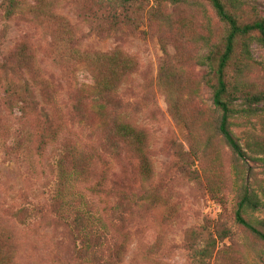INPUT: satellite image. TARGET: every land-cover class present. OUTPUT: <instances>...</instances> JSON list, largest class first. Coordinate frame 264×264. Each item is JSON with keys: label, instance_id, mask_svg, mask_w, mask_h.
Masks as SVG:
<instances>
[{"label": "rangeland", "instance_id": "374dc122", "mask_svg": "<svg viewBox=\"0 0 264 264\" xmlns=\"http://www.w3.org/2000/svg\"><path fill=\"white\" fill-rule=\"evenodd\" d=\"M243 1L255 4L264 15V0ZM144 2L148 6L156 3ZM54 7L74 24L82 38L81 47L104 51L119 47L135 61L117 94L131 104L129 110L134 119L149 133L153 176L144 184L140 158L136 153H121L110 158L109 181L105 186L108 196L101 200L92 196L95 199L92 211L96 213H104V207L111 213L115 202L121 203L124 209L131 204L133 216L126 226L131 238L118 264H192L186 232L204 230V234L207 231L217 235L222 225L230 228L231 237L217 241L213 258L219 249L231 245L239 248L250 264H257L256 253L261 245L234 223V210L239 183H246L257 191L264 188V46L251 40L248 66L241 73L236 70V64L228 70L235 90L233 104L243 109L231 118V129L245 151L237 157L215 135L214 128H210L214 123L206 125L209 120L214 122L218 113L211 88L205 82L209 67L200 62L207 53L205 41L199 38L201 33H207V28L200 23V18L205 22L200 6L191 3L186 11H181L184 19L180 32L175 25L172 32H166L168 27L157 30L141 24L136 31L120 30L104 39L82 20L86 9L95 8L94 0H55ZM206 9L212 17V37L217 39L222 26L211 9L208 6ZM189 12L195 19L189 21ZM3 15L0 8L2 55L24 39L35 48L43 73L60 83L54 110L60 109L63 118L59 122L66 130H60L59 140L53 142L46 138L40 143L39 135L47 136L49 131L46 124L33 112H21L15 103L9 107L0 87V224L11 237L15 264H87L82 258L79 236L69 231L51 204L57 189L60 140L71 136L80 144V141H94L103 133L99 128L101 119L85 94H82L81 111L88 115L89 124L78 125L70 110L71 99L81 95L76 92L80 83L91 82L92 75L84 67L64 68L55 63L50 45L54 25L22 15L6 20ZM164 46L178 67L175 72L171 66L165 87L157 81L160 64L168 62ZM191 86L197 87V96L190 100L187 95ZM35 94L40 101L37 88ZM258 94L262 96L257 100L249 98ZM170 99L178 106L180 121L173 115ZM41 105L52 112L45 103ZM93 127L99 128L97 132L94 133ZM100 165L96 166L93 177L102 168ZM89 182L82 181L78 189L86 191ZM145 197L159 203L149 207L145 205ZM63 216L68 218L67 214ZM251 217L253 220L264 218V206ZM197 243L200 245L203 241ZM221 260L220 257L216 262L219 264ZM207 262L216 263L212 258Z\"/></svg>", "mask_w": 264, "mask_h": 264}, {"label": "trees", "instance_id": "16d2710c", "mask_svg": "<svg viewBox=\"0 0 264 264\" xmlns=\"http://www.w3.org/2000/svg\"><path fill=\"white\" fill-rule=\"evenodd\" d=\"M55 0H1L0 8L3 16L9 20L15 16H30L39 22L54 25L51 27L52 54L55 63L64 68L77 65L90 71L92 81L82 82L76 91L81 95L71 99V114L77 119L78 125L89 124L88 115L82 113V99L85 94L92 110L101 119L100 129L103 133L96 136V140L80 141L77 143L66 136L61 141L62 151L58 157L57 189L51 204L53 210L62 218L63 223L72 234L79 236L82 243V258L87 264H118L126 253L131 233L126 226L133 210L130 205L124 209L121 203L111 207L108 213L92 211L94 198L108 196L105 187L109 181L110 158L121 153H136L140 158V175L142 182L147 184L152 179V162L149 156V133L147 129L138 124L129 110L128 102L121 100L117 89L131 74L134 68V58L119 47L110 50H99L82 46V38L76 27L63 13L56 11ZM145 0H94L95 8L90 7L83 13L82 20L94 29L95 34L104 39L117 31H136L141 24L150 29L172 32V26L181 31L183 16L181 11L191 3L201 8V17L207 28V33H199L200 39L205 41L207 53L200 61L209 68L206 84L212 91V102L217 111V119L207 121L210 127L225 142L233 154L243 156L245 151L238 138L231 129V118L240 110L235 108L232 96L235 90L229 80V67L236 64L238 72H242L251 62L249 43L255 39L264 46V15L255 4L243 0H154L156 3L148 6ZM208 6L215 15L217 23L222 26L221 35L217 39L212 37V17L206 9ZM172 8V10H169ZM177 15L179 17H177ZM190 20L195 19L193 13H188ZM192 17V18H191ZM181 18V19H180ZM202 26V24H201ZM213 40H212V39ZM1 41V39H0ZM166 61L159 67L157 81L165 87L168 71H178L176 60L164 46ZM66 72H68L66 70ZM60 83L53 77H47L40 68L35 48L28 41L21 40L12 46L5 55L1 53L0 42V87L3 89L6 104L11 107L13 103L23 113L33 112L43 120L46 134H41L40 143L48 138L50 141L59 140L58 134L66 128L59 122L62 120L60 109H55V95ZM38 89L40 101L52 110L49 112L37 99L35 89ZM197 87L191 86L188 99L197 96ZM262 95H253L249 98L257 100ZM168 97L172 96L168 94ZM170 106L177 121L181 120L178 106L170 99ZM203 115V112L200 111ZM92 127V126H91ZM97 127H93L94 133ZM203 130V129H202ZM255 152V150H252ZM99 173L93 177L96 166ZM240 173L239 170L236 171ZM90 174V175H89ZM96 179V181H90ZM89 182L86 191L78 189L79 185ZM156 194V193H155ZM237 203L234 210V223L247 231L261 246L256 253V263L264 264V218L253 220L252 213L264 206V188L259 191L246 183H239L236 190ZM122 201L124 199L122 198ZM121 201V202H122ZM145 205L149 207L159 203L145 197ZM128 204V201H125ZM84 206V207H83ZM67 208L66 210H63ZM67 212V213H64ZM63 214H67L63 216ZM190 230L186 232V247L190 250L192 264L214 263L221 257L219 264H250L242 251L231 245L213 252L218 240L231 237L230 228L222 225L217 229V235L211 232ZM202 240L203 244L198 245ZM257 249V248H256ZM258 250V249H257ZM14 245L8 231L0 224V264H15L13 261ZM215 264H218L216 262Z\"/></svg>", "mask_w": 264, "mask_h": 264}]
</instances>
